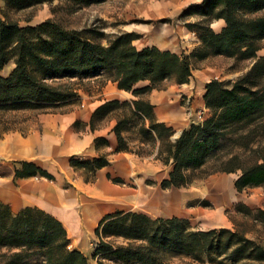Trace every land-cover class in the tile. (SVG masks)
I'll return each instance as SVG.
<instances>
[{
  "label": "trees",
  "instance_id": "16d2710c",
  "mask_svg": "<svg viewBox=\"0 0 264 264\" xmlns=\"http://www.w3.org/2000/svg\"><path fill=\"white\" fill-rule=\"evenodd\" d=\"M50 0H10L21 8L35 6ZM89 3L105 0H79ZM190 9L201 10L214 19H224L226 26L220 33L212 28H200L201 44L190 54H178L156 46L138 49L134 41L138 34L125 32L113 37L98 28L69 29L52 19L37 25L21 26L18 22L0 17V111H46L76 100L79 91L62 80H85L107 76L118 88L131 92L135 115L151 121L153 140H159L157 158L173 169L161 183L163 189L186 187L197 179L217 172L241 174L235 188L264 184V157L262 162L227 152L226 158L211 172L204 166L222 149L225 142L240 145L251 152L256 149L257 128L264 129V15L252 17L247 13L264 10V0H204ZM104 41L106 44H104ZM245 59L257 58L251 71L230 84V81L212 80L206 85L205 101L211 115L201 124H192L183 130L176 141L171 140L173 127L153 122L154 106L142 95L154 89H163L169 79L186 83L192 75V59L209 56ZM11 61L15 67L8 76L1 74ZM147 85L136 87L138 83ZM118 99L98 107L94 122L107 117L120 105ZM124 120L117 118L114 131L119 147L117 152H133L123 135ZM15 131L6 129L4 133ZM145 131V130H144ZM150 131H146L149 133ZM151 134V133H150ZM103 139H97V143ZM248 158V159H247ZM75 168L85 169L94 179L95 173L109 165L106 156L94 160L73 159ZM22 168H11L0 163V176L15 179L53 175L32 162L23 161ZM122 182L120 178H113ZM264 223V210L247 209ZM100 242L93 259L112 256L124 264H173L175 257L189 259V264H264V244H259L238 230L228 228L198 230L189 220L179 217L152 218L145 213L117 211L107 214L95 230ZM111 239V240H107ZM122 240L121 244H116ZM70 238L63 223L55 216L37 207H26L15 213L0 201V247L18 251L40 249L45 264H89V258L70 248ZM216 255L213 258V255Z\"/></svg>",
  "mask_w": 264,
  "mask_h": 264
},
{
  "label": "rangeland",
  "instance_id": "374dc122",
  "mask_svg": "<svg viewBox=\"0 0 264 264\" xmlns=\"http://www.w3.org/2000/svg\"><path fill=\"white\" fill-rule=\"evenodd\" d=\"M158 1L165 0H105L93 3L79 0H50L35 6L21 8L11 3L10 0H0V17L4 20L18 22L21 26L37 25L52 19L69 29L95 27L110 37L131 32V29L136 26L146 28V37L149 38V43H151V37H155L163 26H185L189 30L187 33L189 40L180 36L179 47L183 53L190 49H192L190 52L192 53L201 44L200 34L203 30L201 31L200 28H212V23L217 19L204 15L201 10L190 9L192 5H197V3L185 5L176 10L171 8L172 10L169 11L172 12L164 14L154 7ZM247 15L261 16L264 15V10L255 14L247 13ZM104 44H106L105 41ZM262 44L264 46V40ZM218 60V64L228 73L231 84L247 75L257 58L245 59L239 52L235 56H222ZM197 66H200V63ZM14 67L15 64L11 61L1 74L3 76L10 75ZM58 82L70 85L78 91H86L89 93V97H95L107 84L110 87L116 86L114 82L107 80L106 75L91 77L83 81L75 79ZM174 83H177L176 79L172 78L165 81L162 87L164 89ZM261 84L264 85V80ZM142 85L143 83H140L136 87H142ZM147 94L142 95V98ZM132 95L120 97L118 100L121 104L116 106L107 117L96 122L97 125H109L111 118L124 120L123 135L130 150L133 151L126 157L124 155L129 165L133 167V175L130 180H127V184L136 191L145 187L149 192L147 199L139 197L131 204V207L152 218L179 217L187 219L191 226L198 230H219L221 228L238 230L255 242L264 244V223L247 211V209L252 211L264 210V184L246 188L239 192L235 188V181L242 173L239 170L235 173L217 172L197 179L186 187L163 189L161 183L169 177L173 165H166L156 157L161 143L159 140L151 138L152 134L155 135V132L150 130L151 121L134 114L131 101L135 97ZM87 97L88 95L85 98ZM84 99L81 98V100L74 101L73 104L60 105L46 111H0V137L7 134L4 133L6 129H14L22 134H27L39 127L40 114L69 111L78 107ZM152 121L160 122L156 115ZM146 131L150 132L146 133ZM256 131L257 139L253 145V148L256 149L255 152L246 150L243 146L235 145L232 142H225L217 155L204 166V171L211 172L221 160L226 158L227 152L244 157L250 156L248 157L250 162L258 159L262 162L261 157H264V129L257 128ZM178 132L179 130L173 128L172 141H176L180 137L179 135L178 138L174 139ZM121 158L123 157H120L119 160ZM118 171H121L119 167ZM209 189L217 191L221 196L209 193ZM166 196L169 197L168 201L164 200ZM99 242L100 240L96 236L95 243L99 244ZM121 243L122 240L116 241V244ZM17 251V249L9 250L6 247H0V264H45L43 250H25L20 257H15L14 253ZM215 256L214 254L212 257L215 258ZM97 260L100 264H124L109 255L98 256ZM246 262L245 260L234 264H245ZM189 263V259L179 257L173 259V264Z\"/></svg>",
  "mask_w": 264,
  "mask_h": 264
},
{
  "label": "crops",
  "instance_id": "0c3cea01",
  "mask_svg": "<svg viewBox=\"0 0 264 264\" xmlns=\"http://www.w3.org/2000/svg\"><path fill=\"white\" fill-rule=\"evenodd\" d=\"M203 1L165 0L156 2L154 7L167 14L172 12L169 11L171 8L176 10L192 3L201 4ZM225 26L224 19H217L212 23L216 33H220ZM131 32L138 34L134 41L138 49L156 46L182 54L179 38L182 36L189 40V30L185 26H163L155 37H151V43L146 37V28L135 26ZM191 51L192 49L186 50L185 53L190 54ZM257 54L259 57L264 55V46ZM220 57L222 56L192 60V75L186 83H174L164 89H154L144 97L154 106L158 121L182 132L211 115L205 101L206 85L215 79L230 80L228 73L218 64ZM198 63L200 66H197ZM141 83L142 86L148 84L147 81ZM139 85L140 83L137 84ZM87 95L88 99L85 98ZM129 95H132L131 92L119 89L117 84L115 87L108 84L103 86L95 97H89V93L79 90L76 100L85 99L78 107L64 112L42 113L39 116V127L31 132L22 134L12 131L0 137V163L11 168H22L23 161L32 162L54 177L52 180L39 174L17 179L12 175L0 176V201L8 204L15 213L30 206L55 216L68 232L70 248L84 253L89 258V264H100L97 259H93V254L98 246L95 243V230L103 217L117 211L138 212L131 204L139 197H149L145 187L136 191L127 184V180L133 175V167L125 158L130 152H117L119 141L114 131L117 118H111L109 125H97L94 122V128L92 127L93 116L98 107L107 101ZM76 100L65 104H73ZM97 139L103 141L97 143ZM99 156H106L109 165L98 169L92 181H87L92 178V174L85 169L73 167L71 163L73 159L94 160ZM120 157L123 158L119 160ZM113 178H120L122 182H115ZM69 207L75 210L77 231H73L65 218L58 214L59 210L65 214Z\"/></svg>",
  "mask_w": 264,
  "mask_h": 264
},
{
  "label": "bare ground",
  "instance_id": "6f19581e",
  "mask_svg": "<svg viewBox=\"0 0 264 264\" xmlns=\"http://www.w3.org/2000/svg\"><path fill=\"white\" fill-rule=\"evenodd\" d=\"M121 94H123V93H121ZM209 193H211V194L213 193V194L221 196L220 193H217V191H214L213 189H209ZM168 199H169V197L166 196L164 200L168 201ZM58 214H60L61 216H63L65 218V222L72 228L73 231L78 230L77 218L75 216V210L73 208L69 207L67 210H65V214L62 210H59Z\"/></svg>",
  "mask_w": 264,
  "mask_h": 264
},
{
  "label": "water",
  "instance_id": "95a60500",
  "mask_svg": "<svg viewBox=\"0 0 264 264\" xmlns=\"http://www.w3.org/2000/svg\"><path fill=\"white\" fill-rule=\"evenodd\" d=\"M181 133H182V132H178V133L176 134V136H174V139L178 138L179 135H181Z\"/></svg>",
  "mask_w": 264,
  "mask_h": 264
}]
</instances>
